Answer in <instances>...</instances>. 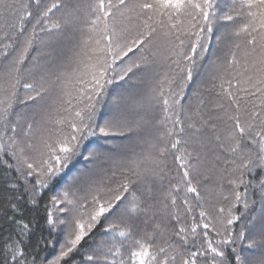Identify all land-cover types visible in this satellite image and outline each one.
<instances>
[{"label": "snow or ice", "instance_id": "obj_1", "mask_svg": "<svg viewBox=\"0 0 264 264\" xmlns=\"http://www.w3.org/2000/svg\"><path fill=\"white\" fill-rule=\"evenodd\" d=\"M0 264H264V0H0Z\"/></svg>", "mask_w": 264, "mask_h": 264}]
</instances>
